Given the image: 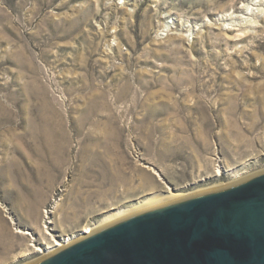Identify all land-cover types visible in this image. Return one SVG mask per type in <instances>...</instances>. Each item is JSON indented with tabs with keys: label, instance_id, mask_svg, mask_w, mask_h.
Masks as SVG:
<instances>
[{
	"label": "rangeland",
	"instance_id": "374dc122",
	"mask_svg": "<svg viewBox=\"0 0 264 264\" xmlns=\"http://www.w3.org/2000/svg\"><path fill=\"white\" fill-rule=\"evenodd\" d=\"M262 171L264 0H0V264Z\"/></svg>",
	"mask_w": 264,
	"mask_h": 264
},
{
	"label": "water",
	"instance_id": "95a60500",
	"mask_svg": "<svg viewBox=\"0 0 264 264\" xmlns=\"http://www.w3.org/2000/svg\"><path fill=\"white\" fill-rule=\"evenodd\" d=\"M31 264H264V171L139 211Z\"/></svg>",
	"mask_w": 264,
	"mask_h": 264
},
{
	"label": "bare ground",
	"instance_id": "6f19581e",
	"mask_svg": "<svg viewBox=\"0 0 264 264\" xmlns=\"http://www.w3.org/2000/svg\"><path fill=\"white\" fill-rule=\"evenodd\" d=\"M247 11H249V9L247 10ZM251 11V10H250ZM216 174L218 175L219 174V171H217L216 172ZM193 195V194H192ZM154 196H166V194L165 195H161V194H155ZM154 196H152V197H154ZM152 197H151V199H152ZM181 198H184V197H181V196H178V195H174V196H169V197H156L155 199H153L150 203H149V205H154V206H158V205H162V204H165V203H168V202H171V201H175V200H178V199H181ZM150 201V200H149ZM153 206V207H154ZM129 209H132V208H129ZM129 209H127V210H129ZM146 209H149L148 208V206H147V208H145L144 210H146ZM126 210V209H125ZM125 210H121V211H125ZM139 210L140 211H143V210H141V208L140 209H138V211L136 210L134 213H137V212H139ZM117 212H119V211H116V212H114V213H117ZM114 213H112V214H114ZM134 213H132V214H134ZM132 214H128L127 212H123V213H117V214H115V215H113V216H111L110 217V219H108L107 220V222H106V224H104V225H102V226H99L97 229H99V228H101V227H103V226H106V225H108V224H110V223H112V222H115V221H117V220H119V219H122V218H124V217H127V216H129V215H132ZM111 221V222H110ZM97 229H95V230H97ZM95 230H92V229H85L84 230V232H80L79 234V236H72V237H69L70 238V240L69 241H66V242H62V245L61 244H59V243H57L56 242V245L58 246L55 250H53V251H56V250H58V249H60L61 247H63L65 244H68L72 239H79V238H82V237H84V236H86V235H88V234H90L91 232H93V231H95ZM18 232H21V231H18ZM21 233H23V232H21ZM37 250H39V249H37ZM52 251V252H53ZM46 253H48V251H47V249H46ZM49 253H51V251L49 252ZM49 255V254H48Z\"/></svg>",
	"mask_w": 264,
	"mask_h": 264
}]
</instances>
